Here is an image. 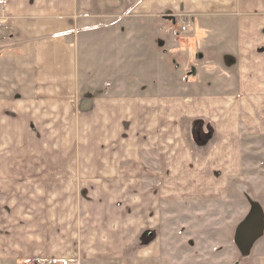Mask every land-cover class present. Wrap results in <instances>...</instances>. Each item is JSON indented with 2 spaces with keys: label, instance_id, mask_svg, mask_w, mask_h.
<instances>
[{
  "label": "crops",
  "instance_id": "crops-1",
  "mask_svg": "<svg viewBox=\"0 0 264 264\" xmlns=\"http://www.w3.org/2000/svg\"><path fill=\"white\" fill-rule=\"evenodd\" d=\"M0 8L10 17L0 87L15 104L31 96L78 112L97 152L84 163L100 181L153 182L157 191L182 183L170 197L205 199L228 197V185L246 179L244 138H264V0H0ZM145 193L133 186L120 196L133 200L121 227L137 236L150 226ZM106 206L111 220L124 219ZM80 228L63 224L64 253L102 264L94 233ZM30 244L25 255L0 251V264H32L40 249ZM241 253L264 264V236Z\"/></svg>",
  "mask_w": 264,
  "mask_h": 264
},
{
  "label": "rangeland",
  "instance_id": "rangeland-1",
  "mask_svg": "<svg viewBox=\"0 0 264 264\" xmlns=\"http://www.w3.org/2000/svg\"><path fill=\"white\" fill-rule=\"evenodd\" d=\"M5 92L3 82L0 87L2 254L25 255L33 240L37 241L40 253L32 264H58L62 260L81 264L80 254L71 258L64 253L66 245L62 238L63 224L76 222L81 224V230L94 233L99 246L96 249H101L104 255L102 264H256L254 254L247 257L239 250L237 235L255 205L264 212V138H244L246 179L233 180L228 185V197H170L175 194L170 187L176 189V185L184 184H162L166 190L157 191L154 188L158 184L153 182L136 184L125 179L119 182L118 177H114L115 182L100 181L96 168L84 163L88 159L93 161L97 152L90 144L93 136L83 134L87 123L78 112L67 113L31 96L15 104ZM17 97L19 101L22 99L20 95L14 99ZM85 142L93 148L91 151L84 148ZM133 186L146 192L141 201L145 208L149 203L150 212V226L138 236L121 227L128 222V207L133 200L120 196ZM101 206H112L120 211L119 218L124 219L111 220L115 214L102 211ZM43 250L61 253L50 259L43 255Z\"/></svg>",
  "mask_w": 264,
  "mask_h": 264
},
{
  "label": "water",
  "instance_id": "water-1",
  "mask_svg": "<svg viewBox=\"0 0 264 264\" xmlns=\"http://www.w3.org/2000/svg\"><path fill=\"white\" fill-rule=\"evenodd\" d=\"M264 236V212L259 205H255L249 217L240 226L237 244L241 251L248 252L254 243ZM249 238L250 245L242 246L241 239Z\"/></svg>",
  "mask_w": 264,
  "mask_h": 264
},
{
  "label": "built area",
  "instance_id": "built-area-1",
  "mask_svg": "<svg viewBox=\"0 0 264 264\" xmlns=\"http://www.w3.org/2000/svg\"><path fill=\"white\" fill-rule=\"evenodd\" d=\"M10 25V17L6 14L3 8H0V41L4 38L7 33V28ZM191 23L188 21H183L181 30L183 32L187 31L190 28ZM63 264H69V261H64Z\"/></svg>",
  "mask_w": 264,
  "mask_h": 264
}]
</instances>
